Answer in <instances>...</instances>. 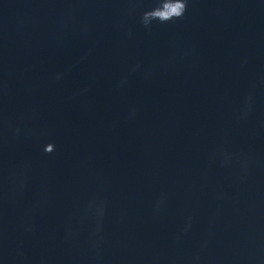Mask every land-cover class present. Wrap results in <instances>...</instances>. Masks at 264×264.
Instances as JSON below:
<instances>
[{"label": "water", "instance_id": "obj_1", "mask_svg": "<svg viewBox=\"0 0 264 264\" xmlns=\"http://www.w3.org/2000/svg\"><path fill=\"white\" fill-rule=\"evenodd\" d=\"M159 3L0 0V264H264V0Z\"/></svg>", "mask_w": 264, "mask_h": 264}, {"label": "clouds", "instance_id": "obj_2", "mask_svg": "<svg viewBox=\"0 0 264 264\" xmlns=\"http://www.w3.org/2000/svg\"><path fill=\"white\" fill-rule=\"evenodd\" d=\"M186 9V0H160L157 7L144 14L143 20L145 25H147L150 19L167 22L183 17ZM54 150V144H48L45 149L47 153H52Z\"/></svg>", "mask_w": 264, "mask_h": 264}]
</instances>
